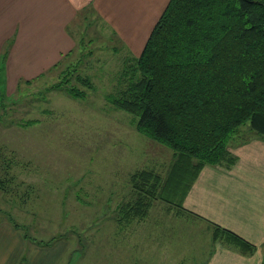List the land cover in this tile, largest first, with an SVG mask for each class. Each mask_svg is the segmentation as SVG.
<instances>
[{
	"label": "rangeland",
	"instance_id": "rangeland-1",
	"mask_svg": "<svg viewBox=\"0 0 264 264\" xmlns=\"http://www.w3.org/2000/svg\"><path fill=\"white\" fill-rule=\"evenodd\" d=\"M90 23L80 25L73 54L42 77L0 82V218L28 246L54 245L56 264H221L229 251L264 264V241L248 253L222 231L224 219L247 211L262 223L264 135L245 125L223 161L163 193L174 151L109 100L140 79L141 49ZM72 87L85 98L68 94ZM144 171L161 178L155 197L150 185L136 188Z\"/></svg>",
	"mask_w": 264,
	"mask_h": 264
},
{
	"label": "trees",
	"instance_id": "trees-1",
	"mask_svg": "<svg viewBox=\"0 0 264 264\" xmlns=\"http://www.w3.org/2000/svg\"><path fill=\"white\" fill-rule=\"evenodd\" d=\"M135 71L140 79L126 95L109 100L139 118L140 133L174 151L162 191L176 194L190 176L226 158L229 142L242 127L250 125L264 135V2L169 0ZM67 92L85 98L74 87ZM133 180L139 190L150 185L151 197L161 184L160 177L145 171ZM222 231L244 252H252L251 242Z\"/></svg>",
	"mask_w": 264,
	"mask_h": 264
},
{
	"label": "crops",
	"instance_id": "crops-1",
	"mask_svg": "<svg viewBox=\"0 0 264 264\" xmlns=\"http://www.w3.org/2000/svg\"><path fill=\"white\" fill-rule=\"evenodd\" d=\"M168 2L0 0V82L9 85L28 74L40 78L46 68L52 69L66 61L77 47L80 25L88 20L100 31L106 28L109 34L121 37L124 43L142 52ZM260 218L257 213L247 211L235 216L233 223H227L219 214L215 220L224 219L222 224L253 244L264 241V217L262 223ZM53 247L28 246L6 218H0V264H56L55 256L59 252ZM219 258L221 264H245L242 258L248 259L236 251L220 254ZM211 260L208 258L205 264H211Z\"/></svg>",
	"mask_w": 264,
	"mask_h": 264
}]
</instances>
